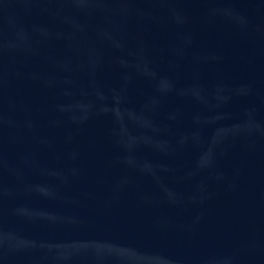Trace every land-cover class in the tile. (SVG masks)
I'll return each instance as SVG.
<instances>
[{
  "label": "water",
  "instance_id": "obj_1",
  "mask_svg": "<svg viewBox=\"0 0 264 264\" xmlns=\"http://www.w3.org/2000/svg\"><path fill=\"white\" fill-rule=\"evenodd\" d=\"M0 264H264V0H0Z\"/></svg>",
  "mask_w": 264,
  "mask_h": 264
}]
</instances>
